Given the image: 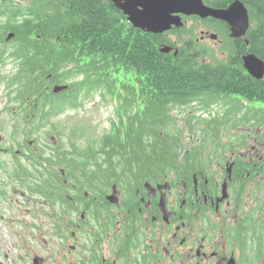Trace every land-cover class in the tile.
Listing matches in <instances>:
<instances>
[{"label":"trees","instance_id":"1","mask_svg":"<svg viewBox=\"0 0 264 264\" xmlns=\"http://www.w3.org/2000/svg\"><path fill=\"white\" fill-rule=\"evenodd\" d=\"M233 1L204 0L216 8ZM240 1L248 8L252 24L247 32L248 45L245 39H230L223 46L224 59L215 60L212 51L196 40V24L151 33L133 26L108 0H0V45L9 32L14 36L9 53L4 47L0 50V70L6 60L15 62V71L0 76V84L21 99L24 104H19V109L33 110L35 117L44 121L78 108L80 98L92 91L105 90L116 102V126L96 147L90 140L80 149L74 145L72 150L48 146L50 153H46L39 147V153L30 156L32 170L15 167L18 182L36 194L61 200L64 208V204H71L64 195L67 187L57 167L79 189H89L93 183L168 177L169 168L174 167H186L177 171L178 179L190 182L196 172L200 182L207 180L214 186L218 179L213 172H204L206 166L216 158L227 160L237 155L229 186L237 192L235 204L241 203L249 178L259 175L258 167L264 166V155L261 160L249 161L237 154L251 139L255 146L264 142V80L252 77L242 61L247 49L264 60V0ZM190 18L207 29L222 31L225 26L216 19ZM168 33L186 34L188 38L183 36L176 44ZM166 45L172 51L161 52ZM56 86L65 88L56 94ZM194 103L201 110L210 111L216 104L225 110L203 122L199 117L188 122L186 128L196 131L197 140L186 149L171 112ZM33 126L24 131V138L36 137ZM238 127L249 131L224 138L229 128ZM257 129L260 132L252 131ZM45 159L51 165L48 174L38 168ZM261 183L260 205L250 206L244 213L241 209L233 229L235 236L237 229L258 246L257 260L264 264Z\"/></svg>","mask_w":264,"mask_h":264},{"label":"flooded vegetation","instance_id":"2","mask_svg":"<svg viewBox=\"0 0 264 264\" xmlns=\"http://www.w3.org/2000/svg\"><path fill=\"white\" fill-rule=\"evenodd\" d=\"M223 23L222 31L211 29L208 33L206 28L201 33L225 44L232 37L230 27ZM212 34L217 37L213 38ZM203 39L204 36L196 40ZM15 97L16 93L14 99L17 102L11 113L13 125L24 122L19 115L28 117V113L19 111V104L24 103ZM27 146L34 149V140H30ZM263 155L260 153L257 158L260 160ZM236 156L215 161L216 165L206 166L204 172L220 169L226 174L230 164L233 170ZM247 160L254 159L248 157ZM169 169L172 171L168 177L93 183L89 189H79L78 184L64 181L67 187L64 195L71 204H64V208L60 206L61 200L56 202L49 194L41 195L48 208L58 209L52 212L42 210L50 219H58L52 223V230L44 229L42 234L53 232L62 242L60 255L59 251H49L47 247V256L55 264H66L67 257L71 258L69 264H260L258 246L243 238L237 229L238 237L235 236L233 228L238 214L234 213L235 218L220 223L212 216L223 205L230 207V203L235 202L229 186L233 177L228 180L226 174L220 184L216 182L209 186L207 180L200 182L197 179L196 172L190 182L178 179L177 171L186 167ZM260 170L264 171L263 165L257 171ZM60 171L64 175V170ZM225 180L228 181L225 188L229 197L219 200ZM46 191L49 192V188ZM47 221L49 218L43 217L42 222ZM36 256L43 259L41 264L47 263L45 257L34 253L30 264Z\"/></svg>","mask_w":264,"mask_h":264},{"label":"rangeland","instance_id":"3","mask_svg":"<svg viewBox=\"0 0 264 264\" xmlns=\"http://www.w3.org/2000/svg\"><path fill=\"white\" fill-rule=\"evenodd\" d=\"M184 22L185 27H191V25L196 24L195 29H193L195 35L198 39L204 36L203 41L200 42L212 51L216 57L215 60L224 59L226 51L223 50V46H225L226 43L222 44L213 41L206 33L202 34L201 31L206 29L203 25L195 23L189 18ZM211 31V29H208V33ZM167 36L176 44H178L181 37L185 36L186 39L188 38L186 34L179 33H168ZM213 36L217 37L216 34H213ZM219 38L222 39V37ZM4 45L7 48V54L9 53L8 49L11 44L4 43L0 45V50H3ZM14 71L15 62L8 59L1 67L0 76L4 77L11 75ZM6 89L7 88L4 87L3 84H0V148L12 149L13 147L12 150H15L17 147L14 145L13 140L19 142L22 138L23 131L19 132L20 124L13 125L11 120V113L13 112L12 107H15L17 102L14 99L15 92L7 91ZM60 91L61 90L56 89L53 92L58 94ZM224 110L225 107L221 106V104L211 106L210 111L201 110L197 107L196 103L192 106L174 109L171 115L174 117L175 128H178L181 134L183 147L187 149L194 145L197 140L196 131L191 132L186 128L188 122H192L196 117H199L203 122V120H205L204 118L209 119L223 113ZM19 114L18 111L17 116ZM15 118L16 117H14L13 120H15ZM116 123L117 116L115 107L112 104L109 93L105 90H97L95 92H90L85 98H80V105L78 108L68 109L61 115L48 118L44 121H39L37 117H35L32 132L36 135V148L40 147L42 150L41 145H43L44 151L50 153L48 146H51L53 149L61 147L63 149L72 150V146L74 145L80 149L86 145L88 140L93 141L96 147L98 141L102 137L111 133ZM26 129H28V127H26ZM242 130L245 132L249 131V129L245 127H238L237 129L229 128L224 138L226 139L229 135H232V133ZM252 131L254 133L260 132L259 129ZM253 144H255V142L251 139L248 147L241 149L237 153L239 157L242 156V160H246L250 157L256 161L258 155L264 153V142L257 146ZM50 155L51 154L48 156ZM218 160L220 159L216 158L210 161L209 165L215 166V161ZM22 163L25 167H31V165L26 162ZM0 165H4V170L0 168V264H30L31 257H33L34 253H38L45 257L47 259L46 264H55L54 260L47 256L46 250L48 247L50 248L48 249L49 251H54V249L59 251L62 242L53 232L44 235L42 231L44 232V229L49 231V228L52 230V223H56L58 219H56V221L50 219L49 216L41 212V209L45 211H49L50 209L51 212L58 209L50 206L48 208V206L43 203L38 193H31L26 187H23V184L20 186L18 182L10 181V172L13 170L14 166L10 162L9 155L0 153ZM111 168L112 167H110V169ZM213 173L214 178L218 179L214 183L218 182L220 184L223 181V173H221L220 169L214 170ZM77 176H80V170H78ZM256 181L258 182L256 183ZM261 182H264V171L260 170L259 175L249 178L245 186L246 189L243 193L241 203L235 204V202H232V199L230 207L223 205L217 214H212L217 220V223L232 220V218H235L234 213L238 214L241 209L244 213L250 206L260 205L259 200L262 196V189L259 186H262ZM231 190L233 193H237L233 188H231ZM228 197L229 194L227 195V198ZM43 217L49 218L51 223L47 225L46 223L50 221L45 223L42 222ZM8 218L12 219V221L8 222ZM61 252L62 249H60L59 255ZM70 261L71 258L67 257L66 264H69Z\"/></svg>","mask_w":264,"mask_h":264},{"label":"water","instance_id":"4","mask_svg":"<svg viewBox=\"0 0 264 264\" xmlns=\"http://www.w3.org/2000/svg\"><path fill=\"white\" fill-rule=\"evenodd\" d=\"M127 16L128 21L135 27L146 32L163 33L172 27L183 25L182 16L197 15L201 18L208 16L223 20L231 29V36L235 38L246 37L249 28V14L245 4L240 0H234L226 8H214L208 6L203 0H111ZM12 35L9 34L8 38ZM248 45V39H245ZM171 46H163L161 52L167 53ZM176 54V51L174 52ZM244 69L254 78L264 80V60L256 54L246 52L242 55ZM64 87L57 86L55 90ZM231 173L228 170V179ZM226 182L223 184L222 196L227 197ZM34 259V264L38 263ZM42 262V260H40Z\"/></svg>","mask_w":264,"mask_h":264}]
</instances>
